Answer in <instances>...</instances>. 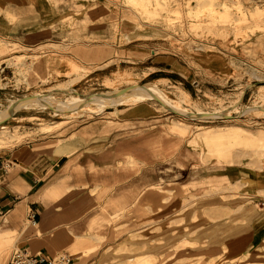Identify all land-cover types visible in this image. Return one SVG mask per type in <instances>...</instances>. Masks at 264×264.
Returning a JSON list of instances; mask_svg holds the SVG:
<instances>
[{"label": "rangeland", "instance_id": "374dc122", "mask_svg": "<svg viewBox=\"0 0 264 264\" xmlns=\"http://www.w3.org/2000/svg\"><path fill=\"white\" fill-rule=\"evenodd\" d=\"M51 1L57 4L59 0ZM67 1L68 6L73 5L77 10L75 16L82 15L81 24L84 27L89 21L87 6L90 0ZM109 3L113 12L108 19L113 34L125 30H141L144 23L164 22L167 29L166 33L160 34L163 36L160 40H169L174 46L173 50L183 54L185 60L177 58L180 55H173L171 51L166 52L160 46L150 47L145 55H141V51L136 48L129 53L130 56H123V51L116 52L115 56L111 53L104 55L101 46L93 43L105 39H90L85 34L83 40L91 43L89 46L74 45L68 39L29 46L0 36V109L5 108L9 100L16 96L50 91L57 97H64L65 91L62 89L68 87L73 93L86 97L107 90L133 89L146 81L154 82L170 97H176L180 89L187 91L189 98L185 106L191 109L211 110L220 106L239 105L235 117L191 118L171 111L159 99L146 98L136 105L129 104L140 105L148 110L150 108V114L145 117L152 116L155 109L160 115L156 117L158 129L175 123L186 136L189 133L195 135L190 140L200 142L198 149L202 148L204 161L209 163L196 167L181 166L175 162L174 156L161 158L156 165L159 175L155 187L167 196L166 204L162 209L152 212L143 209L144 214H141V207L136 209L137 206L132 205L118 213L112 221L110 219L115 236L108 240L98 237L100 241L104 239L106 242L100 254H109L122 240H130L131 245H124L125 248L118 250V256L104 264H264V228L259 234L252 233L251 218L245 220L236 217L240 213V203L244 206L254 205L255 201L262 206L264 202V190L247 189L239 181L243 171V179L260 180L264 177V115L245 111L247 106L264 104V97L259 98L257 88L258 84H264V0H251L248 4L241 0H109ZM75 16H66L64 19L70 29ZM103 16L97 13L100 21ZM176 24L180 28V37L185 40L177 42L176 39H169L172 38L171 31ZM129 38L121 35V45ZM78 48L88 56L92 55L87 64L79 63L69 56L59 59L66 53L76 52ZM152 49L156 53H152ZM54 51L62 55L41 59V54ZM132 54H139L140 59L131 57ZM202 58L207 59L210 66L206 64L204 68L201 67ZM164 60H171L176 65H166ZM179 61L190 66L191 71L188 73L186 68L179 66ZM117 70L128 71L133 77L116 84L107 83L106 79ZM167 75H175V80ZM107 108L92 114L69 115L55 112L53 108L20 107L0 122V150L49 145L54 138L49 137L55 131H62L69 123L107 117L110 114ZM227 125L236 127L243 136L252 135V140L247 138L245 141H234L229 147V156L219 153L221 148L226 150L224 142L216 143L214 147L217 150L211 153L214 151L210 152L209 147L201 142L199 132L205 127H222L225 130ZM169 188L173 189L170 191ZM251 192L256 194L252 198L254 201L248 199ZM200 200H211L214 204L203 210L201 217L194 219L190 216L191 208L193 202ZM216 203H219L218 207L214 206ZM142 215L147 221L138 220ZM181 216H186L182 222L178 221ZM185 221L189 224L205 222V225L202 224L194 232L185 231L186 228L181 226ZM168 229L178 235L171 237L172 240L183 237L198 240L182 244L176 242L175 245L179 244L177 247L173 243L167 247L169 251L165 252L161 236ZM222 237L230 243L243 240V245L221 253L218 243ZM14 241L15 236L12 235L3 247V262ZM145 242H149L147 247L142 245ZM244 250H249L248 256L244 259L238 257ZM150 251L154 254L134 260L135 255ZM123 255H134L131 258L133 262L126 261ZM93 264L102 262L99 260Z\"/></svg>", "mask_w": 264, "mask_h": 264}, {"label": "crops", "instance_id": "0c3cea01", "mask_svg": "<svg viewBox=\"0 0 264 264\" xmlns=\"http://www.w3.org/2000/svg\"><path fill=\"white\" fill-rule=\"evenodd\" d=\"M66 1L59 0L55 4L51 0H0V36L29 46L59 39L89 46L91 43L83 40L85 34L90 39H105L93 44L100 45L104 55L111 53L113 56L118 51H123V56H130L135 48L141 51V55H145L152 46L167 49L160 40L163 38L160 34L166 33L167 29L164 22L144 23L141 30L113 34L108 19L113 12L108 5L109 0H90L87 6L89 21L84 27L81 24L82 15L75 16L77 10L73 5L68 6ZM241 1L248 4L251 0ZM97 13L105 15L102 21ZM66 16H75L71 29L64 20ZM121 35L131 38L121 45ZM80 48L59 59L71 57L87 64L92 55L88 56ZM56 54L60 53H43L41 59H51ZM131 57L140 59L139 54H132ZM177 58L185 60L181 53ZM164 61L166 65L172 63L171 60ZM200 62L201 67L210 66L207 59L202 58ZM177 64L186 68L188 73L191 71V67L183 62ZM49 66H52L50 62ZM57 68L60 69V66L57 65ZM169 77L175 80V75ZM107 110L110 112L107 117L66 124L62 131L59 129L49 137H54L49 145L0 150V264H7L9 252L5 262L1 254L12 235L15 236L14 245L25 246L32 253L54 256L64 252L71 258L68 264H93L99 260L104 264L118 256V250L125 248L124 245L132 244L130 240H122L111 253L100 254L106 242L98 237L108 240L115 236L110 222L118 213L136 205V209L141 207V214H144L143 209L152 212L166 204L167 196L155 187L159 175L156 165L161 158L174 156L175 162L181 166L196 167L209 163L204 161L203 150L194 148V140L190 139L195 135L189 133L186 136L175 123L166 128H156L159 125L156 117L160 115L155 109L149 117L145 116L150 114L151 109L140 105H117ZM146 118L149 119L146 121ZM248 187L264 190V177L250 179ZM172 189L169 188L170 191ZM255 195L253 192L248 199L254 201L252 198ZM213 204L211 200L193 202L190 216L213 207ZM238 210L240 213L236 217L251 218V231L259 234L264 228V202L262 206L255 201L254 205L240 203ZM184 219L186 216H181L178 221ZM138 220L147 221L143 215ZM201 225L186 221L181 224L187 229L185 231L192 232ZM161 237L178 235L168 229ZM133 256L123 255V258L127 261Z\"/></svg>", "mask_w": 264, "mask_h": 264}, {"label": "bare ground", "instance_id": "6f19581e", "mask_svg": "<svg viewBox=\"0 0 264 264\" xmlns=\"http://www.w3.org/2000/svg\"><path fill=\"white\" fill-rule=\"evenodd\" d=\"M132 77L133 76L128 71L117 70L112 77H109L106 80H107V83L109 84H116L119 82L131 80ZM257 88L259 90V94H258L259 98H263L264 97V84H258ZM62 90L65 91L64 97H57L54 94V92L47 91L43 93L42 92L32 93L24 97L16 96V97L11 98L9 100V103L6 105V107L0 109V122L4 120L5 118H7L8 116H10L11 114H13V112L20 107L53 108L55 112H60L62 114L64 113V114H69V115H77V114L81 115L82 113L92 114L93 112L101 111L110 105H113L116 107L117 104H127V105L135 104L137 102H141L145 100L146 98L148 99L154 98L157 100L159 99L161 103H163L171 111L174 110V112L180 115L191 117V118H195V117L220 118L222 116L226 118L227 117L230 118L233 116L235 117L234 113H236L239 108V105L232 104V105L225 106V107L220 106V108L215 107L214 109H211V110H201L198 108L191 109L185 106V102L189 98V93L187 91L180 89V91L176 94V97H170L163 89H161L159 86H157L152 81H146L142 83L141 85H139L138 87L129 89V90H126L124 88L114 89L112 91L107 90V91H102L98 93H93L86 97L73 93V91L70 90L68 87H65ZM245 111L264 115V104L256 103L252 106H247ZM219 128L220 127H218L217 129L212 128V127H207V128L205 127L204 129L201 130V132H199V138L201 142L205 143L209 147L208 150H210V152L217 150L214 147L216 143L224 142L227 151L221 148V152L219 150V153L220 155L225 154L226 156H229L231 151H228V150L230 149L229 147L231 146V144H233L234 141L235 142L240 141V140L245 141L247 140V138H250L252 140V135L246 134V136H243V133H241L240 130L236 129V127L232 125H227L225 127V130H222L221 129L222 127L220 129ZM198 144H200V142L196 143V141H194V148L198 149ZM198 150L202 151V148ZM215 151L211 153H215ZM227 167H230V166H227ZM262 168H264V166H262ZM238 173H239V169H238ZM243 174H244V171L241 173V176L239 177V181L241 182V184L247 187V189H249L248 186L250 183V179H243L244 177ZM201 215H202V211L199 213L195 212L192 215V218L198 219L199 217H201ZM200 223L205 225V222H199L198 224ZM211 234L212 233H210V235ZM238 236H241V235L238 234ZM161 239L163 242V251L165 252L169 251L167 247H169V245L173 243H174L173 244L174 247H177L179 244L175 245L176 242H179L180 244H182L185 242H194L198 240V238L189 239L187 237L177 238L176 240L175 239L172 240L171 238H166V237H161ZM148 244L149 242L146 243L144 246L147 247ZM218 245L220 248L219 252L223 253V252L228 251L229 249L233 250V249L240 248L243 245V240H238V243H230L229 240L224 237L223 240L219 241ZM153 254L154 253L151 251L147 252L146 254L142 253L141 256L136 257V259L134 260H141ZM248 254H249V250H244V251H241V254H239L238 257H243L244 259L248 256Z\"/></svg>", "mask_w": 264, "mask_h": 264}, {"label": "built area", "instance_id": "2783aa9c", "mask_svg": "<svg viewBox=\"0 0 264 264\" xmlns=\"http://www.w3.org/2000/svg\"><path fill=\"white\" fill-rule=\"evenodd\" d=\"M179 30V25L176 24L174 29L171 31L172 38H169L171 41H175L176 39L177 42H179L186 39L180 37ZM163 41L167 44V49L165 50L166 52L171 51L173 55H180V52L173 50L174 46L169 43V40L163 39ZM154 50L152 49L151 52L153 51L152 53H156ZM70 260V256L64 252L58 253L54 256H46L41 252L32 253L25 246L16 244L9 251L7 264H68Z\"/></svg>", "mask_w": 264, "mask_h": 264}]
</instances>
